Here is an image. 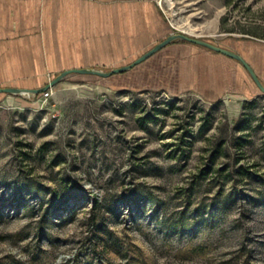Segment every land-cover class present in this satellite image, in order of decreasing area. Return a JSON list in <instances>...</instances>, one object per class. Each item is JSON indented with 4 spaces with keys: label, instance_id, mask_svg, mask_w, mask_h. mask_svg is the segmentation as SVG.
Instances as JSON below:
<instances>
[{
    "label": "rangeland",
    "instance_id": "1",
    "mask_svg": "<svg viewBox=\"0 0 264 264\" xmlns=\"http://www.w3.org/2000/svg\"><path fill=\"white\" fill-rule=\"evenodd\" d=\"M173 1L169 36L239 52L264 82V40L244 33L261 32L264 0ZM197 46L224 75L212 95L154 83L168 52L129 74L0 94V264H264V93L240 62ZM62 71L0 87L41 88Z\"/></svg>",
    "mask_w": 264,
    "mask_h": 264
},
{
    "label": "crops",
    "instance_id": "2",
    "mask_svg": "<svg viewBox=\"0 0 264 264\" xmlns=\"http://www.w3.org/2000/svg\"><path fill=\"white\" fill-rule=\"evenodd\" d=\"M168 20L154 0H0V78L31 77L55 67L107 68L112 54L121 58L166 40L175 29ZM197 47L176 40L158 52L169 53V73L153 82L175 91L202 84L213 87L207 86L211 95L220 91L223 73L221 81L212 76L211 55ZM6 82L12 81L0 83Z\"/></svg>",
    "mask_w": 264,
    "mask_h": 264
},
{
    "label": "water",
    "instance_id": "3",
    "mask_svg": "<svg viewBox=\"0 0 264 264\" xmlns=\"http://www.w3.org/2000/svg\"><path fill=\"white\" fill-rule=\"evenodd\" d=\"M185 40L206 48H209L211 50H214L218 53H222L230 58H233L240 62L251 74L253 80L259 87V89L264 93V82L256 72L255 68L252 66V64L239 52H236L234 50L225 48L223 46L217 45L212 41L201 39L195 36H191L186 32H178L170 35L166 40L162 41L158 45H156L154 48H152L150 51L142 55L140 58H138L135 62L132 64H129L127 66H123L120 68H116L112 71H103L98 69H88V68H82V69H71L67 70L63 73H61L59 76L54 78L52 81H50L47 85L41 87V88H35V89H28V88H19V87H0V94H33L38 95L41 93H45L49 91L51 88L62 82L67 76L70 74H82V75H96L104 78L111 77L116 74L128 72L132 69H134L136 66L142 64L158 52H160L162 49L170 45L172 42L176 40Z\"/></svg>",
    "mask_w": 264,
    "mask_h": 264
},
{
    "label": "trees",
    "instance_id": "4",
    "mask_svg": "<svg viewBox=\"0 0 264 264\" xmlns=\"http://www.w3.org/2000/svg\"><path fill=\"white\" fill-rule=\"evenodd\" d=\"M261 29V32H257V31H244L245 34H250L252 36H254V38L256 39H262L264 40V27H259ZM244 38H250L248 36H244ZM253 38V37H251Z\"/></svg>",
    "mask_w": 264,
    "mask_h": 264
},
{
    "label": "bare ground",
    "instance_id": "5",
    "mask_svg": "<svg viewBox=\"0 0 264 264\" xmlns=\"http://www.w3.org/2000/svg\"><path fill=\"white\" fill-rule=\"evenodd\" d=\"M169 3V7H173L174 1L173 0H168ZM177 24V23H176ZM180 28H182L183 30L190 32V33H195L197 32V29L191 28L190 26H188L187 23H182L181 25H179Z\"/></svg>",
    "mask_w": 264,
    "mask_h": 264
},
{
    "label": "built area",
    "instance_id": "6",
    "mask_svg": "<svg viewBox=\"0 0 264 264\" xmlns=\"http://www.w3.org/2000/svg\"><path fill=\"white\" fill-rule=\"evenodd\" d=\"M164 11H166V7H169L168 0H154ZM172 25L174 26L175 29H178L173 23Z\"/></svg>",
    "mask_w": 264,
    "mask_h": 264
}]
</instances>
